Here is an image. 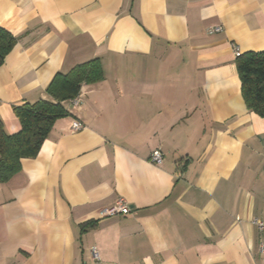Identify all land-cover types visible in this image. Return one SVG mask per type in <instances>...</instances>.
<instances>
[{
	"label": "crops",
	"instance_id": "1",
	"mask_svg": "<svg viewBox=\"0 0 264 264\" xmlns=\"http://www.w3.org/2000/svg\"><path fill=\"white\" fill-rule=\"evenodd\" d=\"M0 26L9 134L57 72L103 71L0 182V264H264V117L233 51H264V0H0Z\"/></svg>",
	"mask_w": 264,
	"mask_h": 264
},
{
	"label": "trees",
	"instance_id": "2",
	"mask_svg": "<svg viewBox=\"0 0 264 264\" xmlns=\"http://www.w3.org/2000/svg\"><path fill=\"white\" fill-rule=\"evenodd\" d=\"M16 43V37L0 26V65ZM236 69L241 94L248 110L264 117V51L237 56ZM103 78L99 59L57 72L47 87L49 99L14 107L20 129L7 133L0 121V182L8 181L21 170V159L34 156L47 138L54 121L67 114L63 102L76 97L83 84Z\"/></svg>",
	"mask_w": 264,
	"mask_h": 264
},
{
	"label": "built area",
	"instance_id": "3",
	"mask_svg": "<svg viewBox=\"0 0 264 264\" xmlns=\"http://www.w3.org/2000/svg\"><path fill=\"white\" fill-rule=\"evenodd\" d=\"M221 30H222V27L216 26V27L207 28L206 32L207 34L210 35V34L218 33ZM233 51L236 57L241 54V51L236 46H233ZM70 101L72 102V104L77 105L79 102V94L76 97L72 98ZM82 128H83V124L79 121H74L71 124L72 131H78ZM162 158H163V155L159 148H156L151 151L150 161L152 163L159 164L161 163ZM129 210H130L129 206L122 199H118L113 206L104 210L102 214L104 215H112L115 213L126 214L129 212ZM252 223L253 225L256 226L257 230L261 233V236L262 235L264 236V220L253 218ZM258 248H259L260 253L264 254V237L263 238L261 237V239L259 240ZM91 252H92V255L97 258L98 255H97L96 250H92Z\"/></svg>",
	"mask_w": 264,
	"mask_h": 264
}]
</instances>
